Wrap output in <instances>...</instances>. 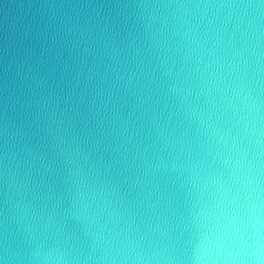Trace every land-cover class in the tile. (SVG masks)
Returning <instances> with one entry per match:
<instances>
[{"label":"clouds","instance_id":"1","mask_svg":"<svg viewBox=\"0 0 264 264\" xmlns=\"http://www.w3.org/2000/svg\"><path fill=\"white\" fill-rule=\"evenodd\" d=\"M0 264H264V0H0Z\"/></svg>","mask_w":264,"mask_h":264}]
</instances>
